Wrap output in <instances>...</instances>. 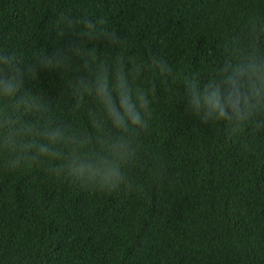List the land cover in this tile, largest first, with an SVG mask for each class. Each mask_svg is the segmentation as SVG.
I'll return each mask as SVG.
<instances>
[{"label": "trees", "instance_id": "trees-1", "mask_svg": "<svg viewBox=\"0 0 264 264\" xmlns=\"http://www.w3.org/2000/svg\"><path fill=\"white\" fill-rule=\"evenodd\" d=\"M68 8L120 31L128 55L201 80L253 21L264 28V0H0V47L51 53L48 22ZM141 83L151 104L139 140L154 170L103 192L0 166V264H264V128L229 135L185 111L178 82ZM32 87L68 113L61 74L40 72Z\"/></svg>", "mask_w": 264, "mask_h": 264}, {"label": "clouds", "instance_id": "clouds-1", "mask_svg": "<svg viewBox=\"0 0 264 264\" xmlns=\"http://www.w3.org/2000/svg\"><path fill=\"white\" fill-rule=\"evenodd\" d=\"M47 27L60 45L51 53L33 47L25 57L0 47V166L10 172L42 169L103 192L132 187V173H150L155 163L139 140L150 114L146 74L178 82L185 111L201 124H219L229 135L264 128V28L255 21L248 42L231 48L205 80L177 73L160 57L141 62L128 55L120 31L70 8L55 10ZM40 72L62 75L73 100L68 113L33 89Z\"/></svg>", "mask_w": 264, "mask_h": 264}]
</instances>
